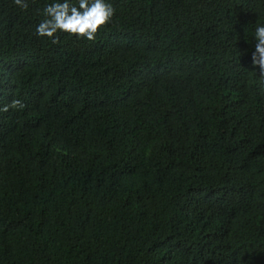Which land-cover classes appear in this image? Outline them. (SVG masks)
<instances>
[{
	"label": "trees",
	"instance_id": "trees-1",
	"mask_svg": "<svg viewBox=\"0 0 264 264\" xmlns=\"http://www.w3.org/2000/svg\"><path fill=\"white\" fill-rule=\"evenodd\" d=\"M27 2L0 0V108L26 106L0 112V264H264V0H106L57 44L56 0Z\"/></svg>",
	"mask_w": 264,
	"mask_h": 264
},
{
	"label": "clouds",
	"instance_id": "clouds-1",
	"mask_svg": "<svg viewBox=\"0 0 264 264\" xmlns=\"http://www.w3.org/2000/svg\"><path fill=\"white\" fill-rule=\"evenodd\" d=\"M23 10L29 8L27 0H13ZM45 17L36 27V34L48 38L53 44L59 43L58 32L68 33L81 39L94 41L98 33L104 29L115 16V9L106 0H56L43 9ZM255 50L252 53V64L258 68L264 78V26L257 24L255 29ZM26 106L20 100H13L10 105L0 108V112L9 109L22 110Z\"/></svg>",
	"mask_w": 264,
	"mask_h": 264
}]
</instances>
